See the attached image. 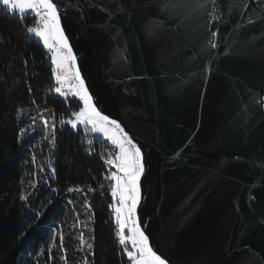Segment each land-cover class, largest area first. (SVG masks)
Segmentation results:
<instances>
[{"label": "water", "instance_id": "95a60500", "mask_svg": "<svg viewBox=\"0 0 264 264\" xmlns=\"http://www.w3.org/2000/svg\"><path fill=\"white\" fill-rule=\"evenodd\" d=\"M54 2L94 103L143 155L137 216L153 250L169 264H264L259 0H218L221 20L210 0Z\"/></svg>", "mask_w": 264, "mask_h": 264}, {"label": "trees", "instance_id": "16d2710c", "mask_svg": "<svg viewBox=\"0 0 264 264\" xmlns=\"http://www.w3.org/2000/svg\"><path fill=\"white\" fill-rule=\"evenodd\" d=\"M36 23L0 3V264H133L106 179L116 149L66 122L83 103L54 91Z\"/></svg>", "mask_w": 264, "mask_h": 264}, {"label": "snow or ice", "instance_id": "6c2138e0", "mask_svg": "<svg viewBox=\"0 0 264 264\" xmlns=\"http://www.w3.org/2000/svg\"><path fill=\"white\" fill-rule=\"evenodd\" d=\"M0 3L10 12L23 14L27 10H32L38 17L40 26L27 27L26 31L42 40L44 47L52 53V64L56 68L53 75L58 85L54 91L65 97L71 93L83 102V107L73 113L75 119L66 122L73 128L78 124L91 125V131L103 133L119 149L114 158L109 157L106 160L109 166L115 168L106 179L114 181L111 195L114 199L118 198V201L112 207L118 225L119 243L125 246L128 257L133 264H169L166 258L157 254L150 246L149 237L142 230L137 216V208L141 202L140 181L145 172L141 150L121 125L116 120L103 115L94 103L93 96L85 86V81L76 66V56L61 25L59 5L54 0H0ZM210 3L213 5L212 12L209 13L212 20H221V5L218 0H210ZM259 3L264 7V0H259ZM199 7L203 8L205 4H200ZM228 7L231 9L233 6ZM251 22L249 20V23ZM208 23L211 24V20ZM217 31H211L208 39V44L213 49L217 47L215 42ZM44 124L47 126L48 121L45 120ZM21 199L25 197L22 196ZM126 229L129 233L127 236ZM129 243L131 250H128ZM91 247L89 244L88 248Z\"/></svg>", "mask_w": 264, "mask_h": 264}, {"label": "rangeland", "instance_id": "374dc122", "mask_svg": "<svg viewBox=\"0 0 264 264\" xmlns=\"http://www.w3.org/2000/svg\"><path fill=\"white\" fill-rule=\"evenodd\" d=\"M19 13V12H18ZM30 14H33V15H35L33 12H32V10H27L25 13H20V15L21 16H23V15H30ZM40 26V24H39V19H38V17H37V23H36V25H35V27H39ZM33 34V33H32ZM34 35V34H33ZM35 36V35H34ZM36 37V36H35ZM38 38V37H37ZM39 39V38H38ZM42 41V40H41ZM42 43H43V41H42ZM48 50V49H47ZM49 51V50H48ZM50 52V51H49ZM50 54H51V56H52V53L50 52ZM54 69L56 70V68H55V65H54ZM63 98H65V99H79L78 97H74L71 93H69V95L67 96V97H65V96H62ZM83 103V102H82ZM75 119V116L73 117V119L72 120H74ZM70 126H71V124H69ZM72 127V126H71ZM83 127H88L89 129H91V125H88V124H78L77 125V127L76 128H74V129H78V128H83ZM73 128V127H72ZM92 133H93V135L94 136H97V137H100V138H102V139H104L106 142H108L112 147H114L115 149H116V152H117V154H118V152H119V149L115 146V145H113L112 144V142L103 134V133H99V132H93L92 131ZM116 154V155H117ZM116 155H111L110 157H112V158H114ZM109 169H110V171L112 172V171H115V168H113V167H111V166H109ZM115 200V203H117V201H118V198H115L114 199ZM114 203V204H115ZM112 212H113V217H114V219H115V223L117 224V222H116V218H115V213H114V209H113V207H112ZM118 226V225H117ZM125 235L127 236V235H129V233L127 232V229L125 230ZM124 248H125V246L124 245H122ZM128 250H131V245H130V243H129V245H128Z\"/></svg>", "mask_w": 264, "mask_h": 264}, {"label": "crops", "instance_id": "0c3cea01", "mask_svg": "<svg viewBox=\"0 0 264 264\" xmlns=\"http://www.w3.org/2000/svg\"><path fill=\"white\" fill-rule=\"evenodd\" d=\"M12 13H17V14H19L20 15V13H18V12H12ZM40 40V39H39ZM40 42L42 43V41L40 40Z\"/></svg>", "mask_w": 264, "mask_h": 264}]
</instances>
